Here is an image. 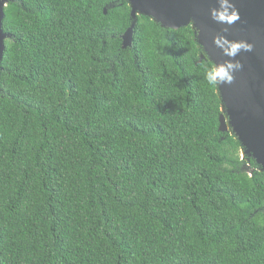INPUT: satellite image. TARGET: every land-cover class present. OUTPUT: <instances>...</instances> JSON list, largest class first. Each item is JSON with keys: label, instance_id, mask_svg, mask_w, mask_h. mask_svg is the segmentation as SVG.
Masks as SVG:
<instances>
[{"label": "trees", "instance_id": "16d2710c", "mask_svg": "<svg viewBox=\"0 0 264 264\" xmlns=\"http://www.w3.org/2000/svg\"><path fill=\"white\" fill-rule=\"evenodd\" d=\"M130 11L4 8L0 264H264V171L219 131L212 63Z\"/></svg>", "mask_w": 264, "mask_h": 264}, {"label": "water", "instance_id": "95a60500", "mask_svg": "<svg viewBox=\"0 0 264 264\" xmlns=\"http://www.w3.org/2000/svg\"><path fill=\"white\" fill-rule=\"evenodd\" d=\"M9 0H0V61L8 35L2 30L4 8ZM132 17L150 18L163 29L191 27L203 49L200 61L223 63L229 58L213 43V37L244 40L253 45L234 59L242 67L233 73L230 84L218 86L222 115L219 131L231 133L241 146V157L252 158L264 171V0H232L240 20L232 25L215 22L210 9L217 0H127ZM106 14V10L103 11ZM123 47L132 43V26L122 36Z\"/></svg>", "mask_w": 264, "mask_h": 264}, {"label": "clouds", "instance_id": "9594fccd", "mask_svg": "<svg viewBox=\"0 0 264 264\" xmlns=\"http://www.w3.org/2000/svg\"><path fill=\"white\" fill-rule=\"evenodd\" d=\"M218 7L211 8V18L220 24L232 25L240 20V15L232 0H217ZM213 43L219 47L223 54L229 58L223 63H212L206 68L204 78L207 84L216 89L221 84H230L234 79L233 73L242 65L234 58L241 51H251L253 45L244 40H228L224 36L213 37Z\"/></svg>", "mask_w": 264, "mask_h": 264}]
</instances>
